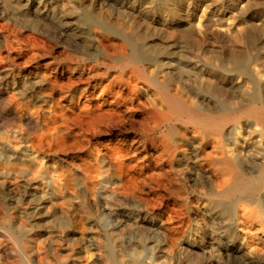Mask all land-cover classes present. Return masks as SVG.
Listing matches in <instances>:
<instances>
[{
	"label": "rangeland",
	"instance_id": "1",
	"mask_svg": "<svg viewBox=\"0 0 264 264\" xmlns=\"http://www.w3.org/2000/svg\"><path fill=\"white\" fill-rule=\"evenodd\" d=\"M166 87L264 104V0H0V264H264V186L212 199L263 125L171 121Z\"/></svg>",
	"mask_w": 264,
	"mask_h": 264
},
{
	"label": "bare ground",
	"instance_id": "2",
	"mask_svg": "<svg viewBox=\"0 0 264 264\" xmlns=\"http://www.w3.org/2000/svg\"><path fill=\"white\" fill-rule=\"evenodd\" d=\"M87 21H91L88 19ZM88 23V22H87ZM91 24V23H90ZM100 25V24H99ZM89 26V25H88ZM96 26V25H95ZM94 26V27H95ZM106 29V28H105ZM37 44V41H36ZM129 44V43H128ZM127 44V45H128ZM38 45V44H37ZM126 45V46H127ZM133 46V45H132ZM117 48V47H116ZM129 48V47H128ZM134 49V48H133ZM117 50V49H116ZM135 52V51H134ZM119 54V53H118ZM124 54V53H123ZM130 56V55H129ZM136 57V55H135ZM136 59V58H135ZM138 59V58H137ZM135 61L134 59L132 60ZM134 65V64H132ZM134 67H136L134 65ZM140 68V67H139ZM136 67L137 70L143 73V70ZM134 71V70H133ZM132 71V72H133ZM244 71V70H242ZM239 72V71H238ZM140 74V73H139ZM145 75V74H144ZM147 76V75H146ZM138 77V76H137ZM145 77V76H144ZM143 77V78H144ZM147 79V78H145ZM146 81V80H145ZM132 84V83H131ZM130 85V84H129ZM149 85V82H148ZM151 85V84H150ZM203 85V84H202ZM168 86V85H166ZM153 87V86H151ZM154 88V87H153ZM212 88V87H211ZM218 89V88H217ZM162 92V91H159ZM222 92V91H221ZM164 96L167 100V105L169 106L170 115L167 116L169 120H178L179 122L185 125L196 126L201 129H204L208 134H221L225 128L231 124H237L240 119L244 116H250L254 118L256 121L260 122L264 127V104H254L247 111L239 112V111H229L224 110L219 114H214L208 111H205L201 107L192 106L185 101H182L180 97L172 95L169 88H165ZM165 100V99H164ZM228 105V104H227ZM230 106V105H229ZM78 114V113H77ZM157 115V114H156ZM88 116V115H87ZM98 117V116H97ZM111 117V116H110ZM156 117V116H155ZM93 119V118H92ZM158 119V118H157ZM161 120V119H160ZM113 120L111 119V122ZM105 124V123H103ZM171 124V123H170ZM97 125V124H96ZM173 125V124H172ZM239 125V124H238ZM98 126V125H97ZM100 126V125H99ZM179 126V125H178ZM236 126V125H235ZM248 126V125H247ZM174 127V126H173ZM180 127V126H179ZM189 127V126H188ZM178 128V127H177ZM54 129V128H53ZM231 129V128H230ZM55 130V129H54ZM47 132V131H46ZM55 132V131H54ZM53 132V133H54ZM59 132V131H58ZM111 132V131H110ZM178 133V132H177ZM200 133V132H199ZM231 133V132H230ZM239 133V132H238ZM48 134V133H47ZM60 134V133H59ZM229 134V133H228ZM237 134V133H236ZM252 134V133H251ZM259 134V133H258ZM172 135V134H171ZM230 135V134H229ZM228 135V136H229ZM61 136V135H60ZM48 137V136H46ZM54 137V136H53ZM56 137V136H55ZM171 137V136H170ZM235 137V136H234ZM237 137V136H236ZM174 138V137H173ZM214 138V137H213ZM249 138V137H248ZM176 139V138H175ZM234 140V139H233ZM163 141V140H162ZM169 141V140H168ZM157 142V141H156ZM159 142V140H158ZM235 142V141H233ZM62 143V142H61ZM236 143V142H235ZM57 144V143H56ZM63 144V143H62ZM224 144V143H223ZM247 144V143H246ZM262 145V144H261ZM264 145V144H263ZM58 146H60L58 144ZM23 147V146H22ZM208 147L204 146V148ZM225 147V145H224ZM227 147V146H226ZM225 147V148H226ZM249 147V146H247ZM25 148V147H24ZM166 148V146H165ZM224 148V149H225ZM262 148V147H261ZM14 149V148H13ZM114 149V148H113ZM15 150V149H14ZM20 150V149H19ZM18 150V151H19ZM176 151V150H175ZM240 151V150H239ZM249 151V150H248ZM260 151V150H259ZM220 153V154H219ZM214 154V153H213ZM209 155V157H212ZM242 154V153H241ZM246 154V153H245ZM217 156H220L219 160L216 161L218 165L224 166L223 176L227 177L224 179L223 186L225 188L213 195V201L217 207H223L224 200H233L235 202L238 201H254L262 187L264 186V162L258 167L256 176L246 177L239 174L236 170V162L233 159L227 158L223 151L217 152ZM228 155V154H227ZM230 155V154H229ZM249 155V154H248ZM241 156V155H240ZM243 156V155H242ZM208 157V158H209ZM123 164V163H122ZM241 164V163H240ZM216 165V164H215ZM242 165V164H241ZM124 167V166H123ZM214 167V166H213ZM216 167V166H215ZM218 167V166H217ZM220 167V166H219ZM251 171V170H250ZM249 171V172H250ZM126 172V171H125ZM248 172V173H249ZM252 173V172H251ZM247 175V174H246ZM96 177V176H95ZM120 177V176H119ZM122 177V176H121ZM219 177V176H218ZM28 179V178H27ZM72 179V178H71ZM67 180V179H66ZM69 180V179H68ZM90 181V180H89ZM70 182V181H69ZM209 182V181H208ZM59 183V182H58ZM91 183V182H90ZM60 184V183H59ZM58 184V185H59ZM212 184V183H211ZM71 185V184H70ZM74 185V183H73ZM133 185V184H132ZM55 186V185H54ZM134 186V185H133ZM222 186V187H223ZM56 187V186H55ZM58 188V187H57ZM119 189V188H118ZM143 191V190H142ZM219 191V190H217ZM215 192V191H214ZM264 192V191H263ZM72 194V193H71ZM260 196V195H259ZM75 198V197H74ZM248 205V204H247ZM110 248V247H109ZM112 249V248H110ZM110 251V250H109ZM112 251V250H111ZM108 255V254H107ZM109 256V255H108ZM114 256V255H113ZM112 260V259H111ZM113 261V260H112ZM109 263V262H108Z\"/></svg>",
	"mask_w": 264,
	"mask_h": 264
}]
</instances>
